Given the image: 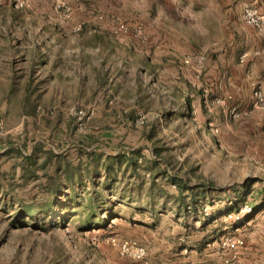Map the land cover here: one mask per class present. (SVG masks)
<instances>
[{"label":"rangeland","instance_id":"obj_1","mask_svg":"<svg viewBox=\"0 0 264 264\" xmlns=\"http://www.w3.org/2000/svg\"><path fill=\"white\" fill-rule=\"evenodd\" d=\"M225 2L0 0V264L140 263L111 247L110 236L143 245L151 264H237L212 235L241 234L235 229L248 228L264 206V107L254 106V91L264 97V89L250 79V63L233 54L225 63L217 50L226 46ZM116 22L138 26L143 37L115 33ZM51 40L57 52L99 45L83 92H37L33 80L25 89L21 64ZM198 55L201 65L185 63ZM117 154L125 159L112 162L110 193L104 167ZM246 183L242 204L255 209L243 221L226 214L200 229L183 215L180 203L191 201L183 186L217 189L198 203L204 218ZM93 189L116 215L81 227ZM120 195L137 201L120 204Z\"/></svg>","mask_w":264,"mask_h":264},{"label":"crops","instance_id":"obj_2","mask_svg":"<svg viewBox=\"0 0 264 264\" xmlns=\"http://www.w3.org/2000/svg\"><path fill=\"white\" fill-rule=\"evenodd\" d=\"M245 6L256 7L264 15V0H226L224 4L225 20L222 21L223 30L227 34L226 46L221 44V49L217 50L220 52L224 51L222 57L227 54L226 58L223 59L225 63L227 62V57H230L231 54L234 56L237 55V61H239L240 55L246 53L248 57L245 63H250L251 65V70L248 72L249 77L264 89V35L242 24L241 11ZM55 45L56 43L53 44V40L45 42L40 50L36 51V57H34L32 62L27 61L21 64V70L26 73L28 80L25 89L30 88L29 82L33 80L38 85L37 92H83L86 89L84 86L86 74H89L90 69L93 67H98L94 58H98L96 51L99 45H97L95 51H88L86 48L78 45L75 50L76 52L71 51V49H66L64 46H61L60 51L57 52ZM113 45V42L106 43V52L111 50ZM118 46L121 49H129V45L126 43H121ZM74 53H76L75 60L72 61L69 58ZM210 53L211 51L208 54ZM93 77L95 76L93 75ZM260 210L257 216L246 224L248 228H245V225H243L235 229L241 231V234L237 233V236H235L231 232H225L217 237L215 235L217 232H214L212 235L214 242H218L226 236L243 242L242 246H238L234 250V254L236 256L238 255L237 257L235 256V263L237 264H264V206ZM202 222L203 219L198 220L197 223H200L201 226ZM204 228L200 227V229ZM174 245V241H169V249H174L176 252L174 255H178V248H173ZM186 245L183 249L181 248L182 250L180 249V253L186 251ZM158 262L161 261L159 260ZM139 264H151L148 252L146 261L140 262Z\"/></svg>","mask_w":264,"mask_h":264},{"label":"trees","instance_id":"obj_3","mask_svg":"<svg viewBox=\"0 0 264 264\" xmlns=\"http://www.w3.org/2000/svg\"><path fill=\"white\" fill-rule=\"evenodd\" d=\"M241 64V63H240ZM188 106V105H187ZM133 153V151H131ZM130 153V152H128ZM131 157V156H130ZM125 159V154H117L115 156H110L108 158L109 163H107L104 167V171H105V176L106 177H110V181L103 184L102 185V189H105L107 190L108 192H112L113 191V181H115V176L114 175V167H113V164L112 162H115L117 165L121 164ZM131 159V158H130ZM131 165H133L134 167L136 166V161H133L132 160V163ZM93 174V173H92ZM68 178L69 180H71L73 178V174L69 173L68 172ZM93 176V175H92ZM200 188V189H199ZM199 188H197L196 190H193L191 189L189 186H183L182 189H180L182 192H190L191 191V194H189V197L191 198V201L186 204H183V202L180 203V207L183 208V211H184V216L185 218H197V220H201L203 219V222L201 224V228H204L206 226V224L212 220V219H216L217 217L221 216V215H226L228 214L230 211H235L238 209V207L240 206V204H242V202H244L245 200V197L246 195L249 193V184H245L244 185V190H242L241 192H239L238 190L235 192L236 196H235V200L233 202L230 201L229 198H226L229 203H225L222 207L220 208H217L216 211L211 215V216H205L203 218V216L199 215L198 211H197V206H198V203L199 201H202L204 199L207 198V194L210 195L211 193V190H217L216 188H213L209 185H199ZM189 190V191H188ZM199 190V191H198ZM85 192H87V188H85L84 190ZM226 191H229V190H226ZM59 191H57L56 189L53 190L52 192H50L49 194L51 195V202L52 204H54L58 198H57V194H58ZM221 193H226V192H221ZM221 193H218V194H221ZM77 196V192L75 193L74 189H73V194L72 195H75ZM66 195V194H65ZM211 196V195H210ZM79 197V195H78ZM69 198L68 200H73V203H77L78 205V202L75 200L74 201V198H70V197H67ZM83 198V197H82ZM105 199L103 198L102 194L100 191H96V190H92L91 193H90V196L88 198V201L85 203V204H82V208L83 210L87 213L86 216L84 217V220L81 222V227H85V228H91V227H94V226H105L108 222H109V219L112 218V217H115V212L114 210H112L110 208L109 205H105ZM118 203L122 204V203H127L128 205L130 203H135L134 201H137V199H134L132 196H122L120 195V197L117 199ZM107 207H109L107 209ZM50 207L49 205L46 206L43 210L46 211L48 210ZM192 208H193V211H192ZM109 210L110 211V215L107 216L104 220L103 219H100V214L101 213H104L105 211ZM33 211H40V208L37 207V208H33V207H27L25 209V212L28 213V214H32ZM117 217V216H116Z\"/></svg>","mask_w":264,"mask_h":264},{"label":"built area","instance_id":"obj_4","mask_svg":"<svg viewBox=\"0 0 264 264\" xmlns=\"http://www.w3.org/2000/svg\"><path fill=\"white\" fill-rule=\"evenodd\" d=\"M241 22L247 27L255 29L259 34L264 35V15L259 12L256 7L245 6L241 11ZM115 33H127L133 32L137 36L143 37L142 31L138 26H131L128 23L116 22L115 23ZM248 55L243 53L239 57V63L243 64L246 62ZM193 61L197 65H201L204 61V57L201 55L195 56L194 59L187 58L185 63ZM254 106L264 107V97L261 90L257 89L254 91ZM233 115L234 112L232 111ZM255 208L253 205L247 202L243 203L236 211L233 213H228V216L235 220L236 222L243 221L246 215L253 212ZM107 243L115 248L121 255L127 257L134 262H144L147 257L146 248L132 240H121L115 236H110L107 239ZM221 248L234 251L237 246L243 245L242 241L234 240L233 238L226 236L219 241ZM225 264H229V259L224 260Z\"/></svg>","mask_w":264,"mask_h":264}]
</instances>
